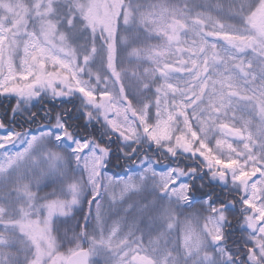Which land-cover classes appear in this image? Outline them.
<instances>
[{"label": "snow or ice", "instance_id": "1", "mask_svg": "<svg viewBox=\"0 0 264 264\" xmlns=\"http://www.w3.org/2000/svg\"><path fill=\"white\" fill-rule=\"evenodd\" d=\"M0 264H264V0H0Z\"/></svg>", "mask_w": 264, "mask_h": 264}]
</instances>
